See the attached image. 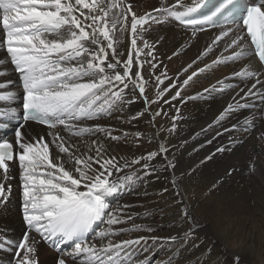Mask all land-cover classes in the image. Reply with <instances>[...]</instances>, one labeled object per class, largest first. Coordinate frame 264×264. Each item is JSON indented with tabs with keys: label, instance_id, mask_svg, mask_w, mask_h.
<instances>
[{
	"label": "snow or ice",
	"instance_id": "6c2138e0",
	"mask_svg": "<svg viewBox=\"0 0 264 264\" xmlns=\"http://www.w3.org/2000/svg\"><path fill=\"white\" fill-rule=\"evenodd\" d=\"M134 4L135 0H0V43L13 66L11 71L18 74L22 119L45 125L51 138L29 140L21 131L25 123H21L14 144L7 139L0 142V206L12 191L5 183L10 179V162L18 161L27 225L19 242L0 240V250L14 249L10 264H39L37 245L41 242L59 253L56 264H68L65 257L74 264H178L174 250L167 259L153 262V257L163 245L175 249L181 240L198 237L204 225L194 218L190 204L181 202L179 220L188 226L182 235L161 237L151 234L155 231L151 226L135 223L138 214L129 209L136 205L118 203L113 207L109 198L127 193L148 196L147 186L152 182L148 177L159 179L158 173L176 169V146H168V136L161 138L162 133L172 135L177 130L180 109L174 101L183 103L202 98L204 93L235 90L226 106L193 139L207 134L237 110L251 112L233 126L236 135L229 147L218 146L200 164L242 145L246 135L264 124V0H158V6L142 13ZM172 24L186 30L189 43L205 32L210 40L183 72L198 62L204 66L194 69L179 87V75L173 80L167 65L157 74L164 64L158 59L157 44L165 37H145L154 26ZM117 32L121 36L130 33V47L123 60L120 57L125 53L116 48ZM183 48L181 45L167 59L179 56ZM210 54L208 63L205 57ZM4 64L0 60V65ZM219 66H234V70L202 93L182 96L194 78ZM7 72V68L0 70V77ZM146 72L151 75L146 77ZM153 77L154 98H149L146 87ZM230 79L240 83H226ZM165 81L171 83L161 87ZM5 88L0 82V89ZM16 99L15 91L0 93L2 102ZM139 99L144 107L125 117L128 107ZM173 108L177 115L170 117V127L163 123L157 127V118L168 117ZM116 113L120 115L115 118L125 124L144 117L156 129L146 139L149 144L157 142L158 149L130 159L115 155L111 142L121 141V136L113 134L118 129L87 122L111 120ZM15 116V110L0 111V118ZM142 135L140 131L123 133L137 140ZM260 135L264 138V131ZM158 157L160 161L153 163ZM256 171L255 161H249V174ZM171 184L178 188L175 176ZM141 186L145 190L137 192ZM167 191L165 187L158 195ZM130 222V227H118ZM140 232L149 235L133 237ZM233 264H240V257H234Z\"/></svg>",
	"mask_w": 264,
	"mask_h": 264
},
{
	"label": "bare ground",
	"instance_id": "6f19581e",
	"mask_svg": "<svg viewBox=\"0 0 264 264\" xmlns=\"http://www.w3.org/2000/svg\"><path fill=\"white\" fill-rule=\"evenodd\" d=\"M153 6H158V0H135L134 4V7L141 13L151 10ZM2 35V31H0V40H2ZM161 35L165 39L157 44V55L158 59L164 61V64L160 65L157 74L159 71L165 70L164 65H167L168 75L173 80L179 75V87L182 80L186 79L187 75L191 74L194 69L204 66L203 62H198L193 65V68L188 69V72H183V69L196 58L199 52L204 50L205 42H210L209 33L198 34L199 40H192L189 43L186 30L172 24L162 27L154 26V30L146 33L145 37L158 39ZM116 37L117 51L125 53V55L120 57L123 60L126 58V52L130 47V33H125L121 36L117 32ZM181 45H184V48L180 52V55L173 56L171 60H168L167 57L171 56ZM211 59L212 54L205 57V61L208 63L211 62ZM251 59L253 64H255L256 59L254 57ZM0 60L5 61L4 65H0V70L8 69L7 75L0 77V82L10 84L6 91H15L17 93V100L21 101L23 93L21 86L18 87V83H20L18 74L11 71L13 66L9 62L6 49L2 46V43H0ZM145 67L147 68V65ZM233 70L234 66H219L213 71L200 74L188 86L184 87L182 96H196L197 93H202L203 89L210 88L211 85L216 84L218 79L230 76ZM148 75H151V73L146 72L145 76L147 77ZM228 82L240 83L239 80L235 79L226 81V83ZM169 83L171 81H165V85H161V87ZM241 86L243 85L241 84ZM217 88H220L219 84H217ZM175 90L173 89L172 92L174 93ZM234 91L204 93L202 98L194 100L185 99L183 103L174 101L173 103L177 104L180 109L177 130L172 135L162 133L161 138L163 139V137L168 136V146H176L173 149L177 162L176 169L158 173L159 179L156 176L148 177L152 181L147 186L148 196L127 193L109 198V203L113 207L118 203L136 205L129 209V211L138 214L135 223L154 228L155 231L151 233L152 235L161 237L182 235L188 226L182 224L179 220V213L182 208L181 202L190 204L194 218L204 225V227L199 229V234L207 236L209 233H212L216 235L212 238L208 235L206 240H198L197 238L188 242L181 240L180 246L175 249H170L168 245H163L156 251L153 262L167 259L173 250L175 251V259L178 261V264H233L234 257H240V264H253L255 260L253 255L234 250L233 247H226L219 238L217 231L214 230L213 224L220 215H227L229 213L239 217L248 215L253 207L258 206L257 199L264 197V189L259 187L258 181L257 183H253L256 173L264 170V138H261L260 135L264 131V124L253 130L250 135H246L242 145L230 148L223 153H216L212 160L206 161L204 164H200V161L208 154L214 153L218 146L229 147L232 138L236 135L232 131L233 126L240 124L246 116L251 115V112L249 110H237L219 125L210 129L207 134H202L200 137L193 139L196 133L201 128L207 127L222 108L226 106ZM154 92L153 77V80L146 87V95L149 98H154ZM171 94L169 93V96ZM167 98L169 97L166 96L165 99ZM143 107V100L139 99L137 103L128 107L124 116L133 115ZM164 107L165 109L169 108L168 105ZM152 108L155 109L157 106L153 105ZM15 109L16 105L9 106L0 103V111ZM119 115V113L114 114L111 120L91 121L87 123H100L118 129L113 134L121 136V141L111 142L115 148L114 154L118 157L130 159L133 156L146 154L148 151L158 149L157 142L154 141L149 144L146 139L148 135H154L156 129L148 125L144 117L137 121H132L131 124H125L115 118ZM172 115H177L174 108L169 111L168 117H164L163 115L158 117L155 122L156 126L159 127L163 123L166 127H170V117ZM21 131L29 140L38 139L40 136H43L45 141L51 139L47 135L49 130L34 124L27 125ZM136 131L144 134L139 140L132 136H123L124 132L134 133ZM61 134L66 135L63 132ZM12 137L15 138L14 133ZM209 139L213 140L211 144L207 143ZM73 140L79 143L77 138H73ZM180 145H183V147H180ZM50 148L55 151L51 145ZM194 149L198 150L194 151ZM158 161H160L159 157L153 163ZM249 161H255L257 166L255 173L249 174ZM190 169H195V171L191 175H186L185 173ZM9 176L10 179L5 183L12 186V191L9 193L11 196L8 203L0 206V240L11 239L14 242H19L27 230V225L23 220V197L18 161L11 166ZM173 176L177 180L178 188H173L171 184ZM165 187L168 188V191L162 196L158 195ZM144 190L143 186L136 189L137 192H143ZM177 191L180 192L179 196L176 195ZM146 212L149 213L147 217L144 216ZM130 226L131 222L129 225L118 227ZM205 230L208 231L203 232ZM33 235L35 234L33 233ZM132 235L135 237L138 235H149V233L140 232L133 233ZM37 249L39 264H56L59 253L52 246L41 242L37 245ZM13 253L14 249L10 247L0 250V264H10L13 261ZM65 259L68 261V264H74L71 259L67 257Z\"/></svg>",
	"mask_w": 264,
	"mask_h": 264
},
{
	"label": "clouds",
	"instance_id": "9594fccd",
	"mask_svg": "<svg viewBox=\"0 0 264 264\" xmlns=\"http://www.w3.org/2000/svg\"><path fill=\"white\" fill-rule=\"evenodd\" d=\"M257 181L264 189V170L256 173L253 183ZM257 205L243 217L231 213L218 216L213 228L226 247L253 255V264H264V197L257 199Z\"/></svg>",
	"mask_w": 264,
	"mask_h": 264
},
{
	"label": "rangeland",
	"instance_id": "374dc122",
	"mask_svg": "<svg viewBox=\"0 0 264 264\" xmlns=\"http://www.w3.org/2000/svg\"><path fill=\"white\" fill-rule=\"evenodd\" d=\"M251 155V154H250ZM11 186V185H10ZM11 188H12V186H11ZM6 204V203H5ZM247 214V213H246ZM245 214V215H246ZM208 230H205V231H203V232H207ZM209 236H210V238H212V237H214V236H216V235H214V234H212V233H209L208 234ZM207 235V236H208ZM207 236H204L203 234H198V237H197V239L198 240H206L207 239ZM253 243H254V240H253ZM12 254V253H11Z\"/></svg>",
	"mask_w": 264,
	"mask_h": 264
}]
</instances>
